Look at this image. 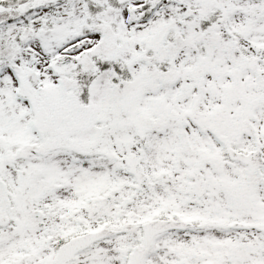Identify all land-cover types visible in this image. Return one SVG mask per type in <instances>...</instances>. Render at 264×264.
<instances>
[{"label":"snow or ice","instance_id":"6c2138e0","mask_svg":"<svg viewBox=\"0 0 264 264\" xmlns=\"http://www.w3.org/2000/svg\"><path fill=\"white\" fill-rule=\"evenodd\" d=\"M0 264H264V0H0Z\"/></svg>","mask_w":264,"mask_h":264}]
</instances>
